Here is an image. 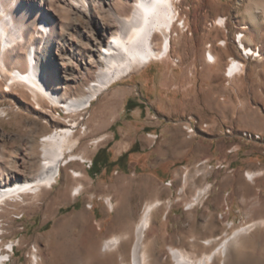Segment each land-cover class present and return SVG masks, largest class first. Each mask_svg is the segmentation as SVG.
<instances>
[{
    "label": "rangeland",
    "instance_id": "1",
    "mask_svg": "<svg viewBox=\"0 0 264 264\" xmlns=\"http://www.w3.org/2000/svg\"><path fill=\"white\" fill-rule=\"evenodd\" d=\"M50 1L59 20H69L64 2ZM119 4L113 6L127 14L129 8L122 13ZM179 12L189 29L178 33L181 40L173 45L170 58L151 63L155 72L141 88L145 100L140 101L136 88L137 103L127 106L131 109L138 104L143 109L140 134L150 146L143 152V144L132 145L125 153L131 149L133 153L109 170L94 174L92 164L88 167L87 162L92 163L100 150L115 161L107 141H98L101 137L89 132L91 107L66 112L43 100L37 109L24 86L12 83L6 91L9 74L0 80V109L5 110L0 115V179L4 183L13 176L32 178L38 170L39 139L67 122L78 123L73 153L85 159L62 171L51 189L0 202V250L16 244L7 264H31L33 255L41 259L40 264H103L105 260L115 264L117 253L101 257V244L119 236L125 238L120 252L129 251L144 206L155 201L160 205L152 214L145 242L159 254L162 264H171L170 248L198 259L215 247H205L203 242L264 220V0H182ZM219 18L225 20L222 28L213 25ZM59 26L54 27L55 36H61L57 48L66 57L68 70L61 75L54 69L56 77L48 80L49 86L75 99L84 94L96 72L94 65L86 63L93 47V36L88 33L93 30L79 27L75 32ZM32 28L29 41L37 44L36 27ZM239 33L245 35L246 48L258 49L257 57L241 56L235 44ZM65 39H69L66 44ZM53 40L49 47L38 43V50L57 54ZM27 48L17 49L9 71L26 70ZM208 50L215 58L213 64L205 60ZM228 59L242 65L232 78L226 76ZM190 118L198 122V128L202 124L207 128H197L187 139L181 124ZM186 147L194 154L183 159ZM71 171L81 178H74ZM250 172L261 175L251 182ZM120 178L125 179L124 188L117 183ZM79 186L81 191L74 197L72 190ZM205 187L209 191L192 203L195 193ZM105 198L111 199L113 210L107 209ZM233 250L229 264H264V226L242 236L240 247Z\"/></svg>",
    "mask_w": 264,
    "mask_h": 264
},
{
    "label": "bare ground",
    "instance_id": "2",
    "mask_svg": "<svg viewBox=\"0 0 264 264\" xmlns=\"http://www.w3.org/2000/svg\"><path fill=\"white\" fill-rule=\"evenodd\" d=\"M56 1L64 2V6H67L65 8H68L70 18L65 20L66 22L59 20L57 10L54 12V9L51 10L50 0H0V80L9 74L11 83L6 85V91H10L12 83L24 86L23 88L29 93L31 101L37 106V109H40V101L43 100L50 107L59 106L66 112H82L90 109L91 103L113 83L148 64L170 58L173 45L181 40L178 33L182 34L189 29L185 20L180 18L179 6L182 0ZM114 2L120 3L121 12L129 8L128 13L125 15L119 13L113 6ZM57 23L60 24V30L67 29L77 32L79 27L88 31L89 29L93 30L88 33L89 36H93L91 39L93 47L90 48L86 63L94 65L96 72L93 80L88 82L84 89V94L79 98L67 99L49 86L48 80H55L56 77L54 69L58 70L61 75H64L68 70L67 59L59 54L60 49L57 48V43L61 38L60 35L55 36L54 27L55 24L58 25ZM217 23L218 27L222 28L225 20L219 18ZM33 26L36 27L34 32L35 36L38 35L40 44L45 43L49 47L53 38L56 37V40L53 41L56 49H59L57 54L56 52L51 53L50 50L43 53L38 50V43L32 44V41H29ZM68 41L69 39H65L64 44ZM86 41L89 44V39ZM243 41V34L235 35V43L241 56L244 58L257 57L258 49L246 48ZM26 45L28 47L26 50L27 60H25L26 70L24 72L9 71L8 67L14 63L17 57V49ZM222 45L224 46L225 43H219V46ZM205 53L206 62L208 57V60L215 63V58L210 50ZM56 60L61 63H56ZM236 72L238 74L241 72L240 63L232 60V67L229 71L231 78L236 75L234 74ZM232 74L234 75L232 76ZM3 113L5 110L0 109V115ZM198 127V122H192V129ZM77 128L78 123L67 122L62 127L54 128L43 135L38 141L39 164L37 172L28 180L13 176L12 180L4 183L0 179V202L15 197L20 198L24 194L35 195L43 188L51 189L57 183L61 172L65 171L70 164L84 163L83 156L73 153L78 144V139L74 136ZM191 137L193 136H186L187 139ZM15 138L22 140L18 135H15ZM98 141L101 140L98 139ZM31 142L34 143L32 140ZM71 174L76 179L81 178V174L73 171ZM260 175L256 172L247 173L251 182ZM72 191H74V197L78 196L81 191L80 186L75 187ZM208 191L209 187L198 190L191 200L192 203H198ZM104 203L109 211L113 210L114 205L110 198H105ZM159 205V202L155 201L144 206L140 220L132 233L133 239L130 240L129 251L120 252L124 237L122 239L119 236H112L101 244L99 248L101 257L117 253L116 260L115 257L109 258L115 260V264H162L158 257L159 254L153 253L151 245L145 242V234L150 228L152 214ZM262 226H264V220L252 222L245 227L233 229L230 233L225 232L220 237L203 242L202 245L205 247L214 244L215 247L198 259H192L186 252L170 248L168 249L170 262L171 264H229L234 255L233 249L240 247V238L246 236L249 231ZM113 262L105 260L103 264H112ZM40 263L41 259L33 255L31 264ZM0 264H5L2 255H0Z\"/></svg>",
    "mask_w": 264,
    "mask_h": 264
},
{
    "label": "crops",
    "instance_id": "3",
    "mask_svg": "<svg viewBox=\"0 0 264 264\" xmlns=\"http://www.w3.org/2000/svg\"><path fill=\"white\" fill-rule=\"evenodd\" d=\"M154 72V67L148 64L113 83L98 96L97 100L92 102L88 114L89 132L94 137H101L99 138L101 142L107 141L111 146L108 150L111 152L113 160H117L132 145L143 144L144 148H141L143 152L148 150L150 146V141L147 138H143L140 134V130L143 128L141 123L143 109L138 104H134L131 109H127V106L131 103H137V100L133 97V92L136 88H138L141 97H139L140 101L145 100L141 89L143 81L146 82V77L152 73L154 74ZM135 81L136 83H134ZM134 84H138L139 87L134 86ZM142 103L145 104L144 102ZM193 154L191 147H186L183 159L191 157ZM118 181L117 183L121 184L122 188L127 186L125 179L120 178ZM212 195H214V192H212Z\"/></svg>",
    "mask_w": 264,
    "mask_h": 264
},
{
    "label": "built area",
    "instance_id": "4",
    "mask_svg": "<svg viewBox=\"0 0 264 264\" xmlns=\"http://www.w3.org/2000/svg\"><path fill=\"white\" fill-rule=\"evenodd\" d=\"M217 21H218V19L213 22V25L218 27ZM227 62H228V66L226 68V73H228V75H226V76H227V78H231V76L229 74V71H230V68L232 67V59L231 60H227ZM207 63L213 64V62L208 60V59H207ZM241 68H242V65L240 64V69ZM234 74H238V73L236 72ZM234 74H232V76ZM192 122H197V121L192 119V118H190V119H188V121H185V122H183L181 124V129H182V131H183L185 136H194L196 134V129H192ZM206 128H207V125L206 124H202L201 128H199V129L203 130V129H206ZM155 138H156V136H152V139H155ZM87 163H88V167H90V165L92 164L91 162H87ZM205 164H206V162L200 163V164L197 165V167L203 166ZM219 167L220 166H216V168H219ZM15 245L16 244L9 243V244H6L4 246V248H2L0 250V255H2V257H3L4 261H5V264H7L10 261V258L13 255L14 248L16 247Z\"/></svg>",
    "mask_w": 264,
    "mask_h": 264
},
{
    "label": "trees",
    "instance_id": "5",
    "mask_svg": "<svg viewBox=\"0 0 264 264\" xmlns=\"http://www.w3.org/2000/svg\"><path fill=\"white\" fill-rule=\"evenodd\" d=\"M131 153H133L132 149L129 152L120 156L114 162H111L105 150H100L96 153L92 160L91 170L94 174H98L102 169L109 170L112 167L119 166L121 162L127 158V155Z\"/></svg>",
    "mask_w": 264,
    "mask_h": 264
}]
</instances>
